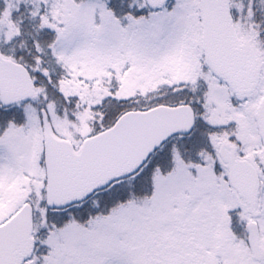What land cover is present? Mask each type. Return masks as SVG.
Masks as SVG:
<instances>
[{
  "label": "snow or ice",
  "instance_id": "6c2138e0",
  "mask_svg": "<svg viewBox=\"0 0 264 264\" xmlns=\"http://www.w3.org/2000/svg\"><path fill=\"white\" fill-rule=\"evenodd\" d=\"M0 264H264V0H0Z\"/></svg>",
  "mask_w": 264,
  "mask_h": 264
}]
</instances>
